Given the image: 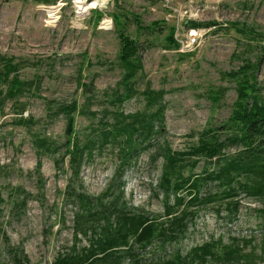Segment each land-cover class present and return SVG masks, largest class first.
<instances>
[{
	"label": "rangeland",
	"instance_id": "rangeland-1",
	"mask_svg": "<svg viewBox=\"0 0 264 264\" xmlns=\"http://www.w3.org/2000/svg\"><path fill=\"white\" fill-rule=\"evenodd\" d=\"M58 1L0 0V60L14 58L20 66V80L29 82L22 95L6 100L0 109V264H15L16 256L27 257L31 264H53L74 248L79 253L88 249L94 229L100 231L106 221L85 219L89 231L76 239L75 217L81 213L73 200L77 192L88 196L93 208L107 206L114 222L115 200L122 192L119 208L126 206L128 212L134 208L167 222L166 198L159 190L163 159H153L156 149L142 152L132 167L122 171L117 148L96 147L75 177L65 155L67 122L62 114L57 115L56 106L78 103L75 131L78 140L86 143L95 139L101 121L113 123L115 113L146 112L141 93L164 91V128L154 147L168 144L175 152H189L204 132L222 134L218 129L232 114L237 84L223 78V73L260 60L257 76L264 98V0H110L107 6L100 1L82 31L71 28V3L57 26L44 24L37 6ZM98 12L113 19L112 32L97 30L102 19L97 21ZM119 14L124 15L125 32L140 43L143 70L135 80L139 95L115 107L110 101L117 90L123 92L120 82L125 73L115 22ZM135 17L144 28L156 22L162 25L153 32H141ZM188 22L203 26L193 28ZM234 25L255 31L258 41L236 32ZM171 28L176 29L178 48H166ZM220 89L223 94L215 104L211 94ZM22 117L27 123L17 125ZM38 137L56 142L58 153L39 155L34 146ZM239 151L232 147L224 154L233 158ZM194 160H186L187 168ZM217 165L200 160L193 173H212ZM216 190V185H207L202 194ZM231 202L240 207L229 219ZM219 204L220 216L217 205H209L190 217L189 229L177 243L156 253L141 252L143 264L170 258L177 249L186 256L219 239L224 245L233 239L247 242L244 253L254 250L257 264H264V197L242 194ZM125 263L131 264L130 259Z\"/></svg>",
	"mask_w": 264,
	"mask_h": 264
},
{
	"label": "trees",
	"instance_id": "trees-1",
	"mask_svg": "<svg viewBox=\"0 0 264 264\" xmlns=\"http://www.w3.org/2000/svg\"><path fill=\"white\" fill-rule=\"evenodd\" d=\"M101 17L99 13L97 21ZM123 18L122 14L115 16L116 31L121 45L119 60L125 68L120 82L123 92L117 90L110 101L115 107H122L139 95L135 80L138 73L143 70L140 43L125 32ZM135 21L141 32H153L162 25L156 22L149 28H144L139 17H135ZM188 25L193 28L203 26L196 22H188ZM233 27L236 32L248 36L251 41H258L259 35L255 31L239 29L237 25ZM175 34L176 29L171 28L166 48L180 46ZM0 61L3 64L0 68L2 109L6 100L16 99L22 95L29 82L20 80L18 75L20 66L15 64L14 58L2 57ZM259 66L260 60L256 63L247 61L238 71L222 74L223 78L237 84V100L232 114L226 124L218 129L222 134L215 130L204 132L200 142L189 152H175L168 144L154 147L164 128L162 124L165 115L164 91L148 89L141 93L146 102V112H137L129 116L122 112L115 113L113 123L101 121L95 139L86 143L78 140L75 131L78 103L75 101L56 106L57 115L62 114L67 122L65 155L70 158V166L75 177L79 176L86 157H92L96 147L117 148L122 171L132 167L142 152L156 149L153 159L156 160L158 157L163 159L159 190L166 198L167 222L161 223L158 217L151 218L134 208L131 212H128L126 206L119 208L117 204L123 197V192L115 200L117 217L114 222L107 206L101 204L99 208H93L90 198L77 192L73 200L80 206L81 213L75 217L76 239L79 235H87L89 230L83 222L87 218H103L106 221L105 227L100 231L94 229L95 238L88 249L79 253L74 248L73 253L59 256L53 264H126L127 259H130L131 264H143L141 252L150 249L156 253L157 250H165L173 243H177L189 229L188 219L200 209L217 205L216 214L220 216L223 209L219 201L234 199L242 194L252 198L264 197V98L257 76ZM3 86L6 90L2 89ZM222 94L221 89L212 92L211 100L215 104L219 103ZM26 123L22 117L17 125L23 126ZM34 146L39 155L57 154L59 149L56 142L41 137L35 139ZM232 147L240 149L239 154L233 158H226L224 152ZM190 158L195 160L191 167L187 168L185 163ZM200 160L218 165L214 172L204 170L203 175L196 176L193 171ZM186 171L189 173L187 176ZM211 184L216 185L217 190L204 196L202 194L204 187ZM239 207L238 202L228 204L229 219L238 214ZM191 209L197 212H192ZM245 246L247 242L241 243L236 239L228 245H224L220 239L212 240L192 249L186 256L177 249L170 258L159 259L151 264H257L255 251L245 254ZM15 259V264H31L24 256L23 258L16 256Z\"/></svg>",
	"mask_w": 264,
	"mask_h": 264
},
{
	"label": "built area",
	"instance_id": "built-area-1",
	"mask_svg": "<svg viewBox=\"0 0 264 264\" xmlns=\"http://www.w3.org/2000/svg\"><path fill=\"white\" fill-rule=\"evenodd\" d=\"M100 1H104L105 6H107L110 0H95L93 2L92 0H59L53 5L40 4L37 6V11L43 13V21L46 26L55 27L61 22L65 8L71 3L74 9V16L70 20L71 28L76 31H82L86 29V27L84 28L86 20L91 15V12L97 9ZM94 2H97L95 8L86 9L87 5L90 6ZM97 30L104 33L112 32L114 30L113 19L106 14L100 20Z\"/></svg>",
	"mask_w": 264,
	"mask_h": 264
},
{
	"label": "bare ground",
	"instance_id": "bare-ground-1",
	"mask_svg": "<svg viewBox=\"0 0 264 264\" xmlns=\"http://www.w3.org/2000/svg\"><path fill=\"white\" fill-rule=\"evenodd\" d=\"M96 3H97V2H94V3L90 4V6L87 5V6H86V9H88V8H95V7H96ZM102 7H103V6H102ZM83 9H84V8H83Z\"/></svg>",
	"mask_w": 264,
	"mask_h": 264
}]
</instances>
